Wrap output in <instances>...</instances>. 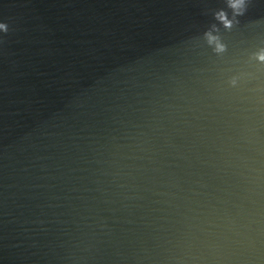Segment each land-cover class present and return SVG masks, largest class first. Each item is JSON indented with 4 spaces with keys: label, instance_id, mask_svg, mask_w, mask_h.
<instances>
[{
    "label": "water",
    "instance_id": "obj_1",
    "mask_svg": "<svg viewBox=\"0 0 264 264\" xmlns=\"http://www.w3.org/2000/svg\"><path fill=\"white\" fill-rule=\"evenodd\" d=\"M0 24V264H264V0Z\"/></svg>",
    "mask_w": 264,
    "mask_h": 264
},
{
    "label": "clouds",
    "instance_id": "obj_2",
    "mask_svg": "<svg viewBox=\"0 0 264 264\" xmlns=\"http://www.w3.org/2000/svg\"><path fill=\"white\" fill-rule=\"evenodd\" d=\"M240 3L242 4L243 3V0H240ZM4 28H5V25L0 24V29H4ZM259 58L260 59H264V55H261Z\"/></svg>",
    "mask_w": 264,
    "mask_h": 264
}]
</instances>
